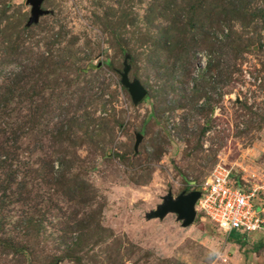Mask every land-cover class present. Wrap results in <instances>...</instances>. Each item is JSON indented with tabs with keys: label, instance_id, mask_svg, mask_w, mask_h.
Instances as JSON below:
<instances>
[{
	"label": "rangeland",
	"instance_id": "374dc122",
	"mask_svg": "<svg viewBox=\"0 0 264 264\" xmlns=\"http://www.w3.org/2000/svg\"><path fill=\"white\" fill-rule=\"evenodd\" d=\"M231 1L43 0L24 29L31 6L0 0V42L23 28L6 69L30 63L41 94L0 208V237L14 245L0 246V264H264V229L233 240L197 201L188 226L174 213L145 217L168 191L199 190L219 163L244 189L264 184V19L254 13L264 0L248 2L253 14ZM125 53L129 79L147 90L136 104L120 83ZM61 156L83 200L53 183Z\"/></svg>",
	"mask_w": 264,
	"mask_h": 264
},
{
	"label": "trees",
	"instance_id": "16d2710c",
	"mask_svg": "<svg viewBox=\"0 0 264 264\" xmlns=\"http://www.w3.org/2000/svg\"><path fill=\"white\" fill-rule=\"evenodd\" d=\"M249 1L250 0H237L236 3L231 1L230 5L232 11L238 12V10H244V12L247 13L250 10L248 8ZM254 13H258L256 15H261L260 17L264 19L263 5L255 8ZM249 14H253L252 10H250ZM36 22L28 23L27 21V25L23 28H28ZM4 28L8 27L6 26ZM23 28L18 29L17 32H22ZM2 32L3 28H0V34ZM18 33L13 37V39L10 37L11 39L9 38L7 42L4 41L6 42L5 44L0 42V53H2V56H0V208H5L8 205L7 203L10 201L8 193L12 184L17 181L15 170H17L16 168H18L20 163L16 151H19L21 140L26 138L29 131H32L35 126V109L32 106V100H34V96L36 94L41 95L39 94L40 90L37 91L35 89L36 87L31 82V79L33 80V74H31L32 66L30 63L23 64V66L18 70L6 69L9 63L15 62L17 59L16 54L18 53L20 44ZM11 35L12 33H10V36ZM126 54L127 53H125V55ZM43 63V61L41 62L39 60L33 66L41 69L43 65H45ZM43 112H41L42 116ZM12 149H15V153ZM56 159L59 163L58 166L55 169L51 166L50 170L53 173V183L61 187L62 194L67 196V198H78L83 200L84 184L78 181L77 178L66 179L65 176L67 174V170L65 165H67V159H65L64 156L57 157ZM45 163H47L46 160ZM231 177H233L232 174ZM241 184L240 180H235V185L241 187ZM257 198L254 200V203L258 209H262V203L257 202ZM10 203L11 202H9V204ZM54 203L55 202H52L50 205L53 206ZM36 208V210H38V205H36ZM48 211L49 210H44V214H47ZM26 222L27 224L25 227L29 224L28 219ZM0 229H2L1 225ZM244 236H246V233L232 232L228 237H231L233 240L240 241L241 238H244ZM75 244H78V242H75ZM0 246L8 248L14 247L10 241V237L7 238L6 236L0 237ZM18 249L19 251H23V248L22 250L21 248Z\"/></svg>",
	"mask_w": 264,
	"mask_h": 264
},
{
	"label": "built area",
	"instance_id": "2783aa9c",
	"mask_svg": "<svg viewBox=\"0 0 264 264\" xmlns=\"http://www.w3.org/2000/svg\"><path fill=\"white\" fill-rule=\"evenodd\" d=\"M231 174L229 167L216 164L199 188L197 208L227 236L232 232L248 234L264 229L263 210L254 203L264 184L244 190L235 185Z\"/></svg>",
	"mask_w": 264,
	"mask_h": 264
},
{
	"label": "water",
	"instance_id": "95a60500",
	"mask_svg": "<svg viewBox=\"0 0 264 264\" xmlns=\"http://www.w3.org/2000/svg\"><path fill=\"white\" fill-rule=\"evenodd\" d=\"M43 0H25L26 4L31 6L30 17L28 23L36 22L38 17L45 13V10L41 9L40 5ZM129 55H125L123 60V69L120 71V83L124 86L134 104L140 102L147 93L146 88L140 83L137 78L129 79L128 72L130 64L127 62ZM142 135L136 134L135 149L138 145ZM200 196L199 190H190L188 192L181 191L176 196L172 195L171 191H168L162 196V201L156 205L155 209L146 212L145 217L151 218H163L167 213L176 214V219L181 221V226L190 225L195 216V204ZM55 264H58L56 262Z\"/></svg>",
	"mask_w": 264,
	"mask_h": 264
},
{
	"label": "crops",
	"instance_id": "0c3cea01",
	"mask_svg": "<svg viewBox=\"0 0 264 264\" xmlns=\"http://www.w3.org/2000/svg\"><path fill=\"white\" fill-rule=\"evenodd\" d=\"M262 210L264 211V208L262 207Z\"/></svg>",
	"mask_w": 264,
	"mask_h": 264
}]
</instances>
